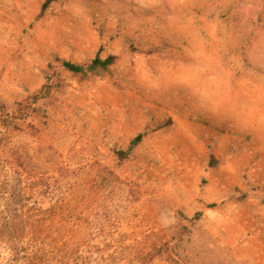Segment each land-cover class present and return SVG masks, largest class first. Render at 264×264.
Instances as JSON below:
<instances>
[{"label":"rangeland","instance_id":"1","mask_svg":"<svg viewBox=\"0 0 264 264\" xmlns=\"http://www.w3.org/2000/svg\"><path fill=\"white\" fill-rule=\"evenodd\" d=\"M42 1L0 0V152L22 209L99 217L84 249L121 257L190 219L184 264H264V0H56L37 17ZM96 53L108 70L54 60ZM39 239L24 264H43Z\"/></svg>","mask_w":264,"mask_h":264},{"label":"trees","instance_id":"2","mask_svg":"<svg viewBox=\"0 0 264 264\" xmlns=\"http://www.w3.org/2000/svg\"><path fill=\"white\" fill-rule=\"evenodd\" d=\"M54 1L56 0H43L40 3L37 17L42 16ZM130 48H133V45H130ZM54 60L60 68L66 71L85 74L93 70H108L109 65L113 62V57L112 55L100 56L96 53L83 62H72L59 58ZM47 92L46 86H43L33 95V99L44 98V94ZM146 132L147 128L136 132L131 137L126 149L121 147L112 149L113 155L117 159L116 165L130 159V151L140 142ZM5 163L6 158L0 152V264H24L35 261L42 250L39 239L42 234L43 264H154L161 259L165 260L167 264H184L185 256L176 251L175 246L181 244L185 236L183 230L194 225L192 220L188 219L189 226L185 224L180 226L181 228L171 235L170 240L160 238L146 243L140 241V245H133V248L129 249L124 257L118 255L120 253L118 251L117 255L112 252L107 254L108 251L105 255L104 249H98L94 253L91 248L84 249L83 238L89 234L88 230L95 231L92 236L97 239L104 235L102 219L99 217L81 218L80 215H73L71 210L70 214L60 213L58 212L60 206H57L56 203L43 208L41 213H27L28 209L33 207L29 206L28 200L23 198L24 180L18 175L15 180H13V176L9 177L11 174L5 168ZM98 173L99 180L92 181L85 189L87 193L100 188L103 190L102 182L107 180L108 176H113L111 170L103 167L98 170ZM84 201L86 202V200ZM62 203L65 202L60 204ZM22 208H26L27 212Z\"/></svg>","mask_w":264,"mask_h":264}]
</instances>
